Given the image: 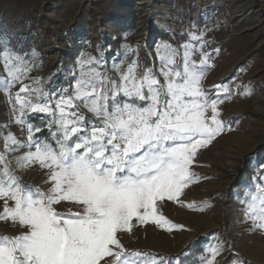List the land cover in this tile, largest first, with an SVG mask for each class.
I'll list each match as a JSON object with an SVG mask.
<instances>
[{"label": "snow or ice", "instance_id": "obj_1", "mask_svg": "<svg viewBox=\"0 0 264 264\" xmlns=\"http://www.w3.org/2000/svg\"><path fill=\"white\" fill-rule=\"evenodd\" d=\"M180 52L168 43L157 46L160 74L146 68L138 74V60L121 70L119 78L99 71L104 54L78 60L79 76L74 87L51 90L40 77H30L34 64L5 47L0 52L8 80L14 123L26 126L25 141L14 133H0V220L18 223L27 231L0 234V264H183L180 256L148 250H127L119 233H130L138 224L153 222L172 231L184 225L160 213L165 201H176L203 211L208 201L184 204V189L201 176L191 169L200 148L207 147L231 120L221 118L219 105L233 94L226 83L215 85L216 95L202 86L212 53L203 51V32H190ZM198 42L197 48L193 42ZM124 55L131 50L123 45ZM199 51L197 63L193 54ZM216 53L219 49L214 50ZM35 56V53L32 54ZM160 77L163 78V82ZM31 79V84H23ZM21 83L18 92L11 85ZM239 87V86H237ZM71 93V94H69ZM247 89L245 94H250ZM81 108L91 113L87 116ZM41 114L42 128L29 122ZM28 151L10 158V154ZM34 165L47 170L50 187L24 186L13 168ZM264 166L239 196L250 231H264ZM11 202V203H10ZM72 203L78 212L57 211L56 205ZM159 202V206H158ZM205 246L200 264H215L223 241ZM233 264H250L236 254Z\"/></svg>", "mask_w": 264, "mask_h": 264}, {"label": "rangeland", "instance_id": "obj_2", "mask_svg": "<svg viewBox=\"0 0 264 264\" xmlns=\"http://www.w3.org/2000/svg\"><path fill=\"white\" fill-rule=\"evenodd\" d=\"M190 32H203L207 42L203 51L212 53L202 86L211 89L209 95L213 97L214 86L221 83L228 84L233 93L230 98L222 97L219 105L221 118L232 121V130L198 150L191 169L201 179L179 197L185 205L208 201L210 206L201 211L165 201L160 213L184 225L183 229L167 231L151 221L138 224L134 219L132 231L118 235L127 250L166 256L187 245L198 246L205 255V246L218 238L223 241V251L215 264H224L229 256L226 264H233L236 254L250 264H264V231H250L252 221L245 218L238 198L244 185L252 183L258 168L264 166V0H99L96 4L81 0H0V52L7 47L34 64L29 76L43 78L44 87L51 90H71L79 76L78 60L89 55L99 58L101 53V72L119 78L114 63L123 61L124 71L131 61L138 60V74L154 68L159 76L162 65L157 46L168 43L182 52ZM125 44L132 50L127 56ZM193 44L199 47L198 42ZM193 59L199 62V51ZM2 64L0 60V81L8 80ZM22 82L32 83L31 79ZM20 87L21 83H14L10 90L15 94ZM247 89H251L250 94H245ZM7 92L6 86H0V133L11 132L25 141L26 126L22 131L13 122V104ZM81 110L91 117L86 109ZM36 116L41 120V114ZM26 151L20 149L10 158ZM13 168L24 186L34 185L44 191L51 186L46 182L47 170L39 165L21 170L13 162ZM3 207L0 200V212ZM56 208L61 212L81 210L67 202ZM25 231L18 223L0 220V234L15 236ZM202 255L194 264H200Z\"/></svg>", "mask_w": 264, "mask_h": 264}, {"label": "trees", "instance_id": "obj_3", "mask_svg": "<svg viewBox=\"0 0 264 264\" xmlns=\"http://www.w3.org/2000/svg\"><path fill=\"white\" fill-rule=\"evenodd\" d=\"M29 120L34 124V125H38L41 124L40 128L43 129V131L39 134L41 136H44L47 134V128L45 126L44 123H42V121L36 116V115H31ZM195 247H192L190 245H187L185 248H183L180 252H178L175 255H171L174 257H178L180 256L181 253H187L186 256L182 257L183 260V264H194L197 259L199 258L200 255H202V252L199 248L196 247V245H194ZM230 256L224 260V264H226L229 260Z\"/></svg>", "mask_w": 264, "mask_h": 264}, {"label": "built area", "instance_id": "obj_4", "mask_svg": "<svg viewBox=\"0 0 264 264\" xmlns=\"http://www.w3.org/2000/svg\"><path fill=\"white\" fill-rule=\"evenodd\" d=\"M82 2H86L87 4H96L99 0H81Z\"/></svg>", "mask_w": 264, "mask_h": 264}, {"label": "bare ground", "instance_id": "obj_5", "mask_svg": "<svg viewBox=\"0 0 264 264\" xmlns=\"http://www.w3.org/2000/svg\"><path fill=\"white\" fill-rule=\"evenodd\" d=\"M138 4H142V3L139 1ZM232 17H234V16H232ZM246 255L251 256L250 257L251 259H254V260L257 259V257L254 254H251L249 252H246Z\"/></svg>", "mask_w": 264, "mask_h": 264}]
</instances>
